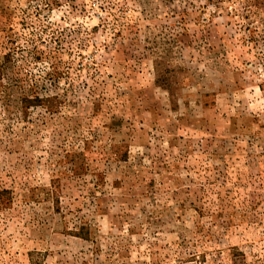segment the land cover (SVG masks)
Returning <instances> with one entry per match:
<instances>
[{"label":"rangeland","instance_id":"1","mask_svg":"<svg viewBox=\"0 0 264 264\" xmlns=\"http://www.w3.org/2000/svg\"><path fill=\"white\" fill-rule=\"evenodd\" d=\"M0 264H264V0H0Z\"/></svg>","mask_w":264,"mask_h":264}]
</instances>
